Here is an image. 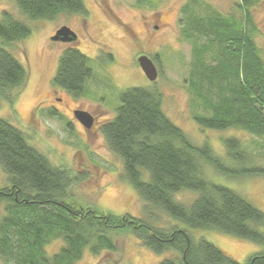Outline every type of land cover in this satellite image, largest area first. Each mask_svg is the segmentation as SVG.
I'll list each match as a JSON object with an SVG mask.
<instances>
[{"label": "trees", "instance_id": "trees-1", "mask_svg": "<svg viewBox=\"0 0 264 264\" xmlns=\"http://www.w3.org/2000/svg\"><path fill=\"white\" fill-rule=\"evenodd\" d=\"M29 20H54L59 14L87 16L82 0H10ZM142 4L143 0H137ZM259 0H237L236 12L223 14L201 0H188L179 19L182 38L191 45L188 74L191 102L208 114H194L202 128L238 129L264 137V59L256 42L258 28L251 12ZM30 28L8 11L0 16V100L13 103L27 72L6 47L25 39ZM112 60L111 55H107ZM90 58L76 47L60 54L51 80L55 87L80 98L88 95L93 74ZM99 133L123 162L127 179L152 215L160 209L193 229H214L264 247V212L235 191L207 181L200 161L230 176L264 177V166H226L207 143L195 145L162 111L155 88L131 87L119 95V105ZM227 156L249 162L251 153L235 137L223 139ZM245 146V147H244ZM0 169L7 185L0 189V261L5 264H76L86 247L93 255L116 249L107 232L129 230L155 254L170 250L159 264H241L209 241L192 238L177 227H152L129 214L113 215L74 202H65L78 179L53 165L31 146L25 135L0 118ZM148 173L143 178L142 171ZM81 180L87 173L77 172ZM197 193L188 205L173 195ZM62 239L64 245L48 256L45 246ZM97 264H110L99 262ZM245 264H264V250Z\"/></svg>", "mask_w": 264, "mask_h": 264}, {"label": "rangeland", "instance_id": "rangeland-1", "mask_svg": "<svg viewBox=\"0 0 264 264\" xmlns=\"http://www.w3.org/2000/svg\"><path fill=\"white\" fill-rule=\"evenodd\" d=\"M82 1L86 17L63 13L54 20H29L12 1L0 0V16L2 11H8L30 28L25 39L6 47L26 69L27 78L12 104L0 100V118L19 129L27 142L53 165L68 170L78 179L69 189L65 202L118 216L129 214L152 227L184 229L192 238H203L228 257L245 264L264 247L218 230L190 228L157 208H151L152 215H148L132 184L122 176L121 158L110 151L98 130L100 123L114 116L119 95L127 88H155L162 95L164 114L195 145L207 143L233 169L249 164L264 166V137L233 128H202L193 119L194 114L208 112L191 102L188 74L192 51L190 43L182 38L179 22L180 8L188 0H143L142 4L137 0ZM201 1L223 14L236 12L233 5L237 0ZM251 12L258 28L256 42L264 59V0H259ZM61 26L76 34L75 42L50 40ZM70 46L90 58L93 71L87 81L88 95L82 98H75L51 84L59 56ZM108 54L112 60L107 58ZM138 55L155 57L158 76L154 82L148 81L138 66ZM72 110H86L94 117L95 125L90 131L75 124ZM227 137H235L246 146L252 154L249 162L234 161L227 156L223 144ZM200 165L207 181L235 191L264 212V177L224 175L203 161ZM141 171L147 180L148 173ZM77 172H86L87 177L81 180ZM7 182L6 174L0 169V189ZM196 197L197 193L187 190L173 195L176 202L185 205ZM107 235L114 242L115 250L93 255L86 247L76 264H159L164 258L178 256L173 250L153 253L129 230L112 229ZM63 245L62 239L54 240L45 246V252L51 256ZM0 264L5 263L0 261Z\"/></svg>", "mask_w": 264, "mask_h": 264}, {"label": "water", "instance_id": "water-1", "mask_svg": "<svg viewBox=\"0 0 264 264\" xmlns=\"http://www.w3.org/2000/svg\"><path fill=\"white\" fill-rule=\"evenodd\" d=\"M77 39L76 34L67 26H61L58 28L50 40L53 42L73 43ZM137 64L143 72L146 79L150 82H154L157 79L158 71L153 61L146 55H140L137 57ZM74 117L85 128H90L92 125L91 115L82 110H76L73 112Z\"/></svg>", "mask_w": 264, "mask_h": 264}, {"label": "flooded vegetation", "instance_id": "flooded-vegetation-1", "mask_svg": "<svg viewBox=\"0 0 264 264\" xmlns=\"http://www.w3.org/2000/svg\"><path fill=\"white\" fill-rule=\"evenodd\" d=\"M157 28V26H154V29H156ZM139 56V55H138ZM152 61H153V63L155 64V66H156V62H155V57H149ZM157 68V67H156ZM80 98H82V97H80ZM82 111H86V110H82ZM73 112H74V110H72V112H71V115H73ZM86 112H88V111H86ZM89 113V112H88ZM90 114V113H89ZM91 115V114H90ZM73 117H74V115H73ZM91 117H92V120H93V122H92V125H91V127L90 128H85L82 124H80V122L74 117L73 119V121L75 122V124H77V125H79L80 127H82L83 128V130L84 131H90L91 129H92V127H93V125H95V122H94V117L91 115ZM103 124V123H102ZM101 123H100V125L98 126V130H99V128H100V126L102 125Z\"/></svg>", "mask_w": 264, "mask_h": 264}]
</instances>
